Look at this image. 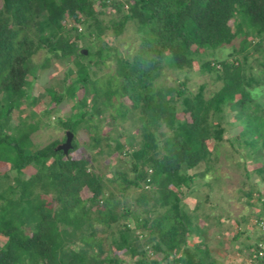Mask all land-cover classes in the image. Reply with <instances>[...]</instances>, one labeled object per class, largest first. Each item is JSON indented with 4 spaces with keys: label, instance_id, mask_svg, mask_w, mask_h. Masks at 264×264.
<instances>
[{
    "label": "trees",
    "instance_id": "trees-1",
    "mask_svg": "<svg viewBox=\"0 0 264 264\" xmlns=\"http://www.w3.org/2000/svg\"><path fill=\"white\" fill-rule=\"evenodd\" d=\"M129 22L139 30L133 57L112 46ZM228 45L232 52L218 58ZM41 51L78 66L66 90L77 109L59 120L74 134L67 154L56 149L67 132L37 147L36 115L25 131L13 117L12 100L30 103L28 78ZM111 59L113 69L103 70ZM196 61L221 81L217 90L207 94L205 83L192 90L187 74L176 85L157 86L167 68L183 74ZM260 89L264 0H0V165H8L0 167V264H124L123 252L136 264H146L149 252L173 264H223L183 197L212 170L233 109L238 118L228 123L239 131L228 139L258 156L254 171L264 182V103L254 94ZM88 98L115 121L117 135L105 147ZM127 122L138 131L127 137L130 148L121 141ZM80 128L99 157L119 152L126 159L110 177L87 155L74 156ZM255 193L264 207V193L245 191L249 198ZM263 222L264 211L256 220L261 234L245 246L252 250L242 264H264ZM193 233L199 239L189 246Z\"/></svg>",
    "mask_w": 264,
    "mask_h": 264
},
{
    "label": "rangeland",
    "instance_id": "rangeland-1",
    "mask_svg": "<svg viewBox=\"0 0 264 264\" xmlns=\"http://www.w3.org/2000/svg\"><path fill=\"white\" fill-rule=\"evenodd\" d=\"M138 41L139 30L132 22H129L120 38L112 39V46L113 48H119L126 56L133 57ZM87 46L90 48V44ZM232 50V46L228 45L220 48L216 54L210 53L206 56L212 57L215 54L222 59L227 57ZM49 58L50 60L47 61ZM113 64L112 59L108 60L103 70L111 71ZM77 68L78 66L71 58L69 60L58 59L55 55L41 51L32 60V70L28 78L29 89L32 92L30 103L19 105L16 99L11 101L17 106L13 113L14 120L18 119L21 123V129H24V131L26 126H30L28 118L36 115L34 122L38 119L39 123L37 131L32 134V140L37 147L45 145L53 139L61 140L67 132V130L60 127L59 120H66L77 109L75 102L66 96L67 87L76 82ZM186 74L189 78L188 83L194 91L198 90L200 84L205 83L206 93L210 94L222 85L221 81L216 80L214 74L202 73L199 69V62L196 61L193 70L183 74H179L174 68H167L163 77L157 82V86L176 85L177 81L183 80ZM61 94H64L66 98L60 103L56 102L55 99L51 100L54 95L60 96ZM254 94L258 100L264 103V89L257 90ZM237 99L238 97H235L232 100ZM87 102L93 114L92 124L97 125L100 131V144L105 147L107 143H112L113 137L117 135L113 128L115 121L102 108H92V98H88ZM52 107L51 112L45 113V108L51 109ZM237 115L236 109H233L223 120L225 123L227 121V132L221 142L222 145L218 154L214 155L211 161L212 170L209 175L198 180L203 185L199 189L187 191L183 197L188 209L197 212L199 216L197 221L206 228L207 234L203 236L209 242L212 255L218 256L223 264H242L246 261V257L252 249L245 248V246L248 247L250 244L255 243L257 237L261 234L257 228L256 220L264 211L257 193L251 198L245 194L247 190L264 193V182L258 178L254 171V168L260 164L259 158L252 154L249 149L241 148L237 143L234 145L228 139L235 140L238 134L239 128L228 123L229 120L235 121L238 118ZM124 125L127 128V136H123L121 141L126 147L130 148L131 143L127 140L132 136H136L138 131L136 128H131L130 122ZM122 131L123 126L120 124L118 134ZM77 139L80 151L74 153V156L87 155L89 163L96 167V171L103 172L107 177L111 176L115 165L119 166L126 161L119 152L111 157L105 153L99 157L88 146L89 133L83 128L78 130ZM107 158L110 160L107 161ZM0 167L6 169L8 165L2 164ZM204 168L206 167L203 166L200 169H195V171ZM246 171H249V177L246 176ZM3 187L4 185L0 184V189ZM136 189L132 188L130 193H134ZM107 233L101 229L100 234L102 236L105 237ZM198 239L199 237L193 233L189 237V246H193ZM242 247H244L245 253L239 252ZM121 256L125 259L124 264H136L129 253L123 252Z\"/></svg>",
    "mask_w": 264,
    "mask_h": 264
},
{
    "label": "built area",
    "instance_id": "built-area-1",
    "mask_svg": "<svg viewBox=\"0 0 264 264\" xmlns=\"http://www.w3.org/2000/svg\"><path fill=\"white\" fill-rule=\"evenodd\" d=\"M262 229L264 231V222L262 223ZM260 255H263V253L261 252ZM143 257L146 258L145 259L147 261L146 264H155L153 262V260H156V259H158L159 261H161V259L157 255H155L153 252H149L148 254H146ZM171 259H172V257H171ZM253 263H254V261L251 259L248 264H253ZM161 264H173V263L171 261H165V262L164 261L163 262L161 261Z\"/></svg>",
    "mask_w": 264,
    "mask_h": 264
},
{
    "label": "water",
    "instance_id": "water-1",
    "mask_svg": "<svg viewBox=\"0 0 264 264\" xmlns=\"http://www.w3.org/2000/svg\"><path fill=\"white\" fill-rule=\"evenodd\" d=\"M85 54H87V51H84ZM74 134L70 131H67V139L65 142L59 144L57 146V150H62L64 151L65 154L69 152V149L72 147V140H73Z\"/></svg>",
    "mask_w": 264,
    "mask_h": 264
}]
</instances>
